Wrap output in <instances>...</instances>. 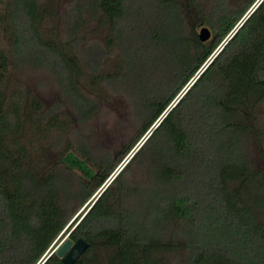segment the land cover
<instances>
[{"label":"trees","instance_id":"1","mask_svg":"<svg viewBox=\"0 0 264 264\" xmlns=\"http://www.w3.org/2000/svg\"><path fill=\"white\" fill-rule=\"evenodd\" d=\"M66 1L61 14L52 0H0V264H40L67 231L88 243L73 264H164L176 254L181 264H264V0L239 27L255 0ZM54 18L64 36L43 32ZM87 21L117 58L91 83L128 95L139 126L114 155L69 137L43 167L41 140L60 144L72 122L43 113L25 87L7 91L5 79L10 68H45L79 120L90 118L99 106L80 87L74 52ZM139 167L133 185L126 176ZM41 264L63 263L54 250Z\"/></svg>","mask_w":264,"mask_h":264},{"label":"rangeland","instance_id":"2","mask_svg":"<svg viewBox=\"0 0 264 264\" xmlns=\"http://www.w3.org/2000/svg\"><path fill=\"white\" fill-rule=\"evenodd\" d=\"M244 1L247 0H226L231 6L240 2L243 3ZM256 1L258 0H255L251 4L247 12L253 7ZM52 2L55 11L62 14L64 12V5L67 4V1L52 0ZM209 4L210 0L199 1V5L202 8H207ZM61 26L62 23H59L56 18L53 23H46L42 29L43 32L48 35L64 36L65 31L61 30ZM200 28L201 27L197 28V32ZM1 37L2 33H0V44L2 43ZM106 38V31L97 22L87 21L74 43V52L79 57L82 68L85 71V76L80 81V87L83 92H88L99 106L97 112L85 121L79 120L78 113L72 108V105L63 94L60 93L56 80L45 68L23 67L16 70L10 68L7 73L5 79V87L7 91H12L17 87H25L27 91H30L37 99H39L44 109L43 113L46 114L48 110L53 109V111L55 110L57 112L59 117L67 119L68 123L69 120L72 122L70 129L68 124L67 133H65V138L62 137L64 140L61 139V141H59L60 144L54 135H49V137L41 140L43 142L41 143L42 146L39 147V156H41L39 160L43 167L54 160L57 150L67 146L66 140L68 141L69 137L73 139V143L75 144L80 142L88 144L96 153L101 154L109 152L111 155H114V153L118 152L128 143L138 129L139 121L129 104L130 98L128 95L122 92H108L107 89H103L97 84L92 85L91 83L92 78L90 73L97 74L99 72H109L115 68L117 62L116 51L114 48L108 46ZM94 62L98 63V72H95V69L92 67V63ZM260 116L262 117V121H264V107L260 110ZM148 135L149 133L146 137ZM146 137H144V139ZM139 146L140 143L138 147ZM137 148L134 151H131V156ZM246 148L250 156L251 164L255 168L263 167V162L258 152V146L251 141L247 142ZM129 158L122 165H119L120 167L118 166L113 171L110 179L104 185L105 187ZM145 172L146 171H144L142 167L135 168L126 176V179L133 185H139L142 183V178L143 175H145ZM67 232L57 240L55 246L65 239ZM176 256L177 258L174 259ZM163 258L164 264H181L180 254H176L175 256L166 255Z\"/></svg>","mask_w":264,"mask_h":264},{"label":"water","instance_id":"3","mask_svg":"<svg viewBox=\"0 0 264 264\" xmlns=\"http://www.w3.org/2000/svg\"><path fill=\"white\" fill-rule=\"evenodd\" d=\"M260 1L261 0L256 1V3L253 5V7L247 12V14L245 15V17L242 19L241 24L250 15V13L254 10V8L259 4ZM209 36H210L209 29L206 26H202L199 29V31H198V37H199V39L202 40V41H204V40L208 39ZM104 188H105V186L98 192V194L95 196V198L93 199V201L100 195V193L103 191ZM68 234H69V231L67 232V234L65 236V239L60 244L56 245L50 251V253H52L55 250L57 256L61 258V262L63 264H73L83 254V252L86 250V248L88 246V243L85 240H83L82 238H78L75 241H72L68 237ZM49 254L41 261V263L49 256Z\"/></svg>","mask_w":264,"mask_h":264},{"label":"built area","instance_id":"4","mask_svg":"<svg viewBox=\"0 0 264 264\" xmlns=\"http://www.w3.org/2000/svg\"><path fill=\"white\" fill-rule=\"evenodd\" d=\"M235 30H236V29H235ZM233 32H234V31H233ZM141 142H142V141H141ZM141 142H140V144H141ZM138 145H139V144H138ZM138 145L136 146V148L138 147ZM136 148H134V150H135ZM134 150H133V151H134ZM130 156H131V153L125 158V161H126ZM125 161H124V162H125ZM124 162H123V163H124ZM123 163H122V164H123ZM122 164H120V165H122ZM119 167H120V166H119ZM118 169H119V168H118Z\"/></svg>","mask_w":264,"mask_h":264},{"label":"clouds","instance_id":"5","mask_svg":"<svg viewBox=\"0 0 264 264\" xmlns=\"http://www.w3.org/2000/svg\"><path fill=\"white\" fill-rule=\"evenodd\" d=\"M101 189H102V188H101ZM101 189H100V190H101ZM100 190H99V191H100ZM97 194H98V193H97ZM97 194H96V195H97ZM94 198H95V197H94Z\"/></svg>","mask_w":264,"mask_h":264}]
</instances>
